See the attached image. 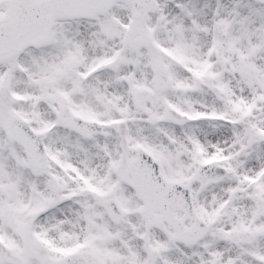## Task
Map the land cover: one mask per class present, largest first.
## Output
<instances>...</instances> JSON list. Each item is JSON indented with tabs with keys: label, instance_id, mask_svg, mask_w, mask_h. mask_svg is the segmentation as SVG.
<instances>
[{
	"label": "snow or ice",
	"instance_id": "6c2138e0",
	"mask_svg": "<svg viewBox=\"0 0 264 264\" xmlns=\"http://www.w3.org/2000/svg\"><path fill=\"white\" fill-rule=\"evenodd\" d=\"M0 264H264V0H0Z\"/></svg>",
	"mask_w": 264,
	"mask_h": 264
}]
</instances>
